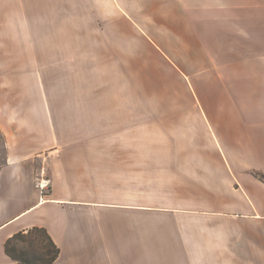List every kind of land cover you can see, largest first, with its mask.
Segmentation results:
<instances>
[{"label": "crops", "instance_id": "crops-1", "mask_svg": "<svg viewBox=\"0 0 264 264\" xmlns=\"http://www.w3.org/2000/svg\"><path fill=\"white\" fill-rule=\"evenodd\" d=\"M34 41H140L175 110L41 94ZM34 226L59 264H264V0H0V264Z\"/></svg>", "mask_w": 264, "mask_h": 264}, {"label": "rangeland", "instance_id": "rangeland-1", "mask_svg": "<svg viewBox=\"0 0 264 264\" xmlns=\"http://www.w3.org/2000/svg\"><path fill=\"white\" fill-rule=\"evenodd\" d=\"M39 47L41 70L39 79L43 84L41 94L53 97L70 96L71 102L78 101L83 96L91 108L99 110L103 97L107 102L111 98L130 96L133 99V109L137 113L148 111L175 110L171 97L176 95L179 82L172 80L171 84H165L166 73L160 68L159 61L154 55H150L145 45L140 41H133L134 56L117 55L107 41H71V56L44 55V48L48 47L46 41H34ZM53 42V41H52ZM126 41H120V47L126 46ZM48 51H52L48 49ZM80 52H89L90 55H80ZM30 58V57H29ZM8 80L16 79L15 71H7ZM24 80H30V74L23 71ZM171 87V88H170ZM182 96L186 92L178 88ZM30 88H25V95ZM167 96L168 103L164 104L160 97ZM116 101V100H115ZM107 108H112L110 104ZM59 106L62 110L63 105ZM109 106V107H108ZM118 107V104H112ZM138 122V121H137ZM62 124V121H61ZM45 159H43L44 161ZM45 163V162H44ZM42 168L44 173V164ZM40 176V175H39ZM20 245V242H18Z\"/></svg>", "mask_w": 264, "mask_h": 264}, {"label": "trees", "instance_id": "trees-1", "mask_svg": "<svg viewBox=\"0 0 264 264\" xmlns=\"http://www.w3.org/2000/svg\"><path fill=\"white\" fill-rule=\"evenodd\" d=\"M4 249L12 264H59V247L44 227L34 226L15 233L5 241Z\"/></svg>", "mask_w": 264, "mask_h": 264}, {"label": "built area", "instance_id": "built-area-1", "mask_svg": "<svg viewBox=\"0 0 264 264\" xmlns=\"http://www.w3.org/2000/svg\"><path fill=\"white\" fill-rule=\"evenodd\" d=\"M49 183H50V179L49 177L44 173V170L42 169L40 171V176L37 180V186L39 187L40 191L42 194H45L47 189H48V186H49Z\"/></svg>", "mask_w": 264, "mask_h": 264}]
</instances>
